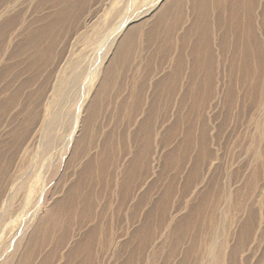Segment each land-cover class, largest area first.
<instances>
[{"label":"rangeland","instance_id":"1","mask_svg":"<svg viewBox=\"0 0 264 264\" xmlns=\"http://www.w3.org/2000/svg\"><path fill=\"white\" fill-rule=\"evenodd\" d=\"M0 264H264V0H0Z\"/></svg>","mask_w":264,"mask_h":264},{"label":"bare ground","instance_id":"2","mask_svg":"<svg viewBox=\"0 0 264 264\" xmlns=\"http://www.w3.org/2000/svg\"><path fill=\"white\" fill-rule=\"evenodd\" d=\"M134 31H131V32H129L130 34H128V37H131L133 34ZM128 37H127V39H128ZM124 39H126V38H124Z\"/></svg>","mask_w":264,"mask_h":264}]
</instances>
